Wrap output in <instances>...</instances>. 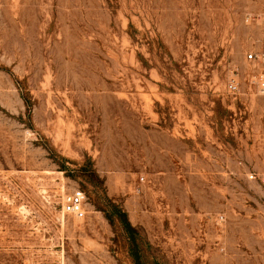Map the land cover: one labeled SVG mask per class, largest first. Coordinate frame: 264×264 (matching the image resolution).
<instances>
[{
    "label": "rangeland",
    "instance_id": "1",
    "mask_svg": "<svg viewBox=\"0 0 264 264\" xmlns=\"http://www.w3.org/2000/svg\"><path fill=\"white\" fill-rule=\"evenodd\" d=\"M262 75L264 0H0V264H264Z\"/></svg>",
    "mask_w": 264,
    "mask_h": 264
},
{
    "label": "built area",
    "instance_id": "2",
    "mask_svg": "<svg viewBox=\"0 0 264 264\" xmlns=\"http://www.w3.org/2000/svg\"><path fill=\"white\" fill-rule=\"evenodd\" d=\"M249 58L256 59L257 56L254 54H250ZM260 92L264 96V75L260 77V81L258 82ZM228 88L232 92H236L239 89L238 75L232 73L228 81ZM263 148H264V135H263ZM255 174H251V178H255ZM262 181H264V177H261ZM87 203V195L86 192L80 187H75L72 192H70L64 202L62 211L64 214L71 215H82L85 210V205Z\"/></svg>",
    "mask_w": 264,
    "mask_h": 264
},
{
    "label": "trees",
    "instance_id": "3",
    "mask_svg": "<svg viewBox=\"0 0 264 264\" xmlns=\"http://www.w3.org/2000/svg\"><path fill=\"white\" fill-rule=\"evenodd\" d=\"M114 213L117 215V217L120 219L121 223L123 224L125 230L127 231L129 238L131 240V256L134 260L135 264H144L142 261L143 257V250L141 248V245L139 243V239H142V236L139 232V230L132 225V223L129 220L128 213L121 208L117 204H112ZM148 246L149 243H147ZM154 264H165V263H160L156 261Z\"/></svg>",
    "mask_w": 264,
    "mask_h": 264
}]
</instances>
